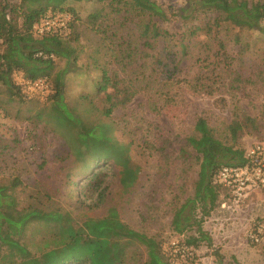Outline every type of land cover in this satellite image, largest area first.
I'll return each mask as SVG.
<instances>
[{"label":"rangeland","instance_id":"374dc122","mask_svg":"<svg viewBox=\"0 0 264 264\" xmlns=\"http://www.w3.org/2000/svg\"><path fill=\"white\" fill-rule=\"evenodd\" d=\"M152 1L168 16L166 21L153 18L152 22L176 38L189 25H219L209 40L202 31L190 37L186 75L181 73L174 84L163 85L158 80L154 84L152 77L137 83L136 79L142 75L154 76L149 64L139 69L134 63L140 54L136 60L127 57L124 64H130L125 69L121 62V65L115 62L119 50L128 56L129 42L132 45L143 42L136 26L139 21L149 20L148 16L130 13L121 21L125 16L114 15L105 3L93 0H68L64 4L77 15L67 41L75 50L74 60L56 58L48 74L53 79L68 69L62 78L66 107L57 106L61 120L71 115L87 126L108 124L113 134L110 137L128 147L131 164L138 170V181L129 194L120 192L117 169L111 163H101L104 177L100 184L98 180L85 182L86 176L72 163L58 130V116L52 110L54 98L46 102L25 100L19 95L8 96L2 88L0 184L18 179L19 185L13 191L18 209L33 205L46 211L57 210L68 214L76 223L86 218H101L114 206L120 220L129 228L159 240L173 264H264V190L254 189L235 203L226 190L220 189L217 206L201 224L210 243L202 241L198 248H187L188 253L182 252L187 247L184 240L196 237L195 231L176 235L171 229L175 210L194 192L197 155L184 146V139L192 134L198 117L206 119L213 127L214 136L225 145L243 150L264 141V19L259 23L261 31L247 30L223 19L216 20L218 13L205 9L179 19L176 13L186 6L185 0ZM239 1L264 5V0ZM20 2L0 0V9ZM98 11L103 12L99 22L101 32L95 33L88 17ZM70 14L67 10L63 13L48 10L44 17L66 15L69 22ZM13 17L19 21L17 16ZM105 26L109 28L107 35L102 31ZM214 35L224 45L226 54L216 53L218 41ZM176 45L175 40L170 43L174 52L178 50ZM142 61L151 62L145 54ZM102 67L117 73L120 79L124 77V85L130 86V91L135 90L132 100L114 108L109 116L104 110L110 105L104 93L96 90ZM196 78L205 84L208 94L193 92L191 83ZM184 79L190 83H180ZM232 122L250 125L239 130L235 141L227 128ZM104 150L98 146L93 152ZM181 150L190 154L187 161L181 157ZM74 179L77 185L72 187L70 181ZM101 189L103 199L98 196ZM252 236H257L258 242ZM44 237H51L48 228L30 227L25 242L35 252L42 248ZM174 247L180 248V254L173 256ZM125 254L124 264L146 262L144 248L135 243L126 246Z\"/></svg>","mask_w":264,"mask_h":264},{"label":"trees","instance_id":"16d2710c","mask_svg":"<svg viewBox=\"0 0 264 264\" xmlns=\"http://www.w3.org/2000/svg\"><path fill=\"white\" fill-rule=\"evenodd\" d=\"M67 1L21 0L19 5H4L0 9V88L10 97L19 95L25 100L35 99L39 102L36 97H30L24 88L16 83L14 74L21 73L30 81L38 79L46 81L49 92L42 102L54 98L52 110L58 116L56 118L58 130L64 144L68 147L70 157L73 158L72 163L78 165L81 173L86 176L85 182L98 180L100 184L104 177L100 169L101 163L103 165L111 163L112 167L117 169L120 192L129 194L138 181V170L131 164L128 147L115 137L114 139L110 137L113 136L111 127L105 123L87 126L79 118L71 115L62 120L59 118L61 115L59 116L57 106L66 107L63 103L62 78L68 69L60 71L53 79H50L48 74L56 58L74 60L75 50L67 45V41L73 26L71 23L77 15L74 9L64 7ZM93 1L105 3V7H108L114 15L125 16L121 17V21L130 13L148 16L149 20L139 21V25L136 26L139 30L138 36L143 42L136 45L127 42L128 56L124 51L119 50L120 55L115 60L119 65L121 62L122 69H125L130 64H124L125 59L128 57L136 60L137 54H140L134 63L139 69L146 68L149 64L154 76L142 75L140 79H136L137 83L152 77L154 84L156 80L163 85L174 84L175 80H179L181 73L186 75L185 59L190 49V37L202 31L209 40L214 28L219 27V25H189L186 31L176 38L169 31L159 28L155 22H152L153 18L160 21L168 20L167 12L152 0ZM185 3V7L177 10L176 15L179 19H185L193 12L205 9L217 12L216 20L229 21L236 28L261 31L259 23L264 19V5L259 2L185 0ZM48 10L60 13L64 10L70 12L71 19L67 22L68 30L41 36L35 35L32 31L33 25L42 20ZM13 16H17L20 23ZM102 16L103 12L98 11L88 17L95 33L101 32L99 22ZM108 29L106 26L102 29L104 35H107ZM213 38L219 40L216 35ZM173 40L176 41L178 48L175 52L170 47ZM224 48L221 41H218L216 53L226 54ZM39 52L47 57L36 56ZM144 54L150 58V63L142 61ZM66 64L70 65V62ZM100 73V82L97 83L96 90L97 93H104L105 100L110 105L104 110V114L109 116L114 108L123 107L130 102L135 90L130 91L131 87L124 85V77L120 79L119 75L111 73L109 68L102 67ZM127 83L130 84L131 80ZM180 83L187 84L190 81L184 79L180 80ZM191 85L194 93L208 94L205 84L198 78ZM243 126L250 125L232 122L227 127L233 141L236 140ZM98 146L104 147L105 150L94 153V149ZM184 146L197 155V179L194 183L193 196L185 199L175 210L171 229L176 235H183L193 229L196 237L189 236L184 240V245L193 249L198 248L202 241L210 243V238L202 230L201 224L203 218L217 206L218 191L222 189L216 180L219 170L223 166L245 165L247 148L241 150L232 145L223 144L214 136L213 127L208 125L203 117L195 120L193 132L185 137ZM189 155L185 150H181L184 161L188 160ZM70 184L75 187L76 180L70 181ZM18 185V179H13L8 184H0V264H124L125 248L128 244L134 243L144 248L145 264H173L170 256L163 251L161 242L153 236H147L129 228L120 220L116 207H109L106 215L101 218H86L81 223H76L68 214L57 210L46 211L33 205L18 209L13 194ZM98 196L101 198L104 196L103 189ZM30 227H46L51 232L49 239L42 238V248L35 252H32L25 242V236Z\"/></svg>","mask_w":264,"mask_h":264},{"label":"built area","instance_id":"2783aa9c","mask_svg":"<svg viewBox=\"0 0 264 264\" xmlns=\"http://www.w3.org/2000/svg\"><path fill=\"white\" fill-rule=\"evenodd\" d=\"M66 15L58 18L44 17L38 23L34 24L32 31L35 35L41 36L46 33L68 30ZM36 56H45L42 52ZM52 57V56H51ZM14 79L18 85H21L30 97H36L44 101L49 92V85L46 81L38 79L30 81L24 78L21 73H15ZM247 163L243 166H223L216 177L217 183L222 189L227 191V195L235 203L245 198L246 195L254 190H264V141L256 142L247 147L245 151ZM253 241L258 242L257 236H252ZM174 253L180 254V248L174 247ZM183 253H188L187 247L182 249Z\"/></svg>","mask_w":264,"mask_h":264}]
</instances>
